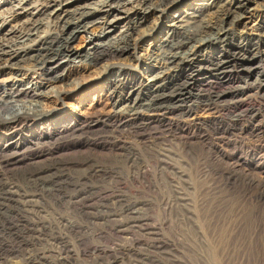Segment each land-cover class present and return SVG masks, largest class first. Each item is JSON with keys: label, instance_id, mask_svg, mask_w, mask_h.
Returning <instances> with one entry per match:
<instances>
[{"label": "rangeland", "instance_id": "1", "mask_svg": "<svg viewBox=\"0 0 264 264\" xmlns=\"http://www.w3.org/2000/svg\"><path fill=\"white\" fill-rule=\"evenodd\" d=\"M105 1L90 0L87 4L98 8ZM131 2L108 18L115 26L111 35H120L134 19L132 15L127 16L136 5L135 1ZM205 2L211 4L213 0ZM260 3L261 0H254L249 4L250 12L234 30L236 39L241 34H255L264 16V6L259 7ZM178 8L171 10L169 18L187 10L183 8L180 13ZM46 17L47 14H35L36 20ZM165 21L147 16L140 30L155 29ZM97 22L90 25L89 33L75 35L70 43L73 50L83 52L87 47L86 38L100 33L103 21ZM158 36L156 33L138 39L134 35L138 40L125 62L140 81L146 82L159 67L147 59L159 44ZM240 65H232L227 71L228 77L242 75ZM78 66L75 71H66L59 81L37 88V92L46 93L45 97L34 101L40 103L42 118L49 117L53 121L49 124H55L60 118L57 115L71 112L82 117L95 100L107 103L102 92L121 68L120 60ZM10 73L0 75V102L10 99L6 95L10 83L30 88L35 84ZM255 77L248 83L254 84ZM230 86L220 88L231 90ZM193 92L204 93L200 86H195ZM80 103L79 110L74 112L73 104ZM248 105L263 110L254 123L247 118ZM215 116L217 121L212 119L200 125L192 137L173 128L167 129L156 121L146 127L133 124L114 130L105 125L85 133L53 135L45 142L49 146L44 144V148L56 151L54 157L93 158L100 161V172L93 176H86L83 171H66L62 176L57 172L39 181L6 180L0 176V254L4 257L7 253L9 264H19L27 252L44 256L45 264H66L60 260V253L66 258L76 255L69 258L70 264H111L115 260L116 264H264V237L260 233L264 224V160L261 169L252 170L256 162L251 160L248 150L261 146L256 144V135L248 133L250 128L239 136L233 131L225 135L229 143L223 150L227 156L237 150L242 152V161L237 165L245 166V171L216 154V150L222 148L219 140L223 139V135L217 134V123L228 124L240 118L247 126L251 123L252 128L258 120L264 122L263 96L254 93L238 110L221 111ZM262 128L260 134H255H264V126ZM32 130L40 134L46 129L36 126ZM204 135L210 139L206 140ZM88 140H98L101 144L85 145ZM210 141L215 144L213 148ZM12 142L24 148L32 145L33 140L23 133ZM102 142H117L119 146L104 148ZM26 143L29 144L24 146ZM42 148L40 145L29 152L41 153ZM22 167L25 165L19 168ZM59 168L63 167L55 166L53 171ZM10 185L24 194L25 200L22 194L14 199L7 197L5 187L8 189ZM27 200L31 203H24ZM129 207L135 208L133 212L127 211ZM32 228L40 230L43 236L37 237ZM120 229L123 231L118 232Z\"/></svg>", "mask_w": 264, "mask_h": 264}, {"label": "bare ground", "instance_id": "2", "mask_svg": "<svg viewBox=\"0 0 264 264\" xmlns=\"http://www.w3.org/2000/svg\"><path fill=\"white\" fill-rule=\"evenodd\" d=\"M88 1L90 0H0V75L9 71L18 79L21 77L28 82H35L31 88L10 83L6 91L10 99L0 102L1 178L39 181L41 178L53 177L57 172L60 176L66 171H83L86 176L100 172V161L93 158L54 157L56 151L44 148L46 140L52 139L53 135L73 131L85 133L105 125L114 130L133 124L146 127L156 121L167 129L173 128L180 134L192 137L200 125L212 119L217 121L216 113L238 110L254 93L261 94L264 99V16L255 28V34H241L237 39L234 37V30L242 23L245 14L250 12L248 6L254 0H213L211 4L206 3V0H106L98 8H92L87 4ZM131 1H135L136 5L129 10L127 16L131 18L132 15L134 19L130 20L127 29L120 35H111L115 26H112L113 21L108 18L121 11L127 3H132ZM177 6L180 13L183 8L187 10L169 18V13ZM258 6H264V0ZM36 13L47 14V17L36 20ZM150 15L159 21L165 19L169 25L159 23L155 29L141 31V24ZM101 19L103 22H100V33L86 38V49L83 52L73 50L70 43L75 35L89 33L90 25L99 23L97 21ZM156 33L159 34V44L147 59L149 63L159 64V67L154 75L143 82L130 71L125 60L128 61L129 51L138 39ZM102 60H120L121 67L102 92L108 99L107 103L101 104L95 100L86 108L82 117H77L72 112L57 115L60 118L54 125L49 124L53 122L49 117L42 118L40 103L34 100L45 97L46 93L37 92L38 87L59 81L66 71H75L80 67L78 65H92ZM237 63L241 64L242 75L228 77V69ZM253 76L257 77L256 81L249 84L248 80ZM226 84L232 86L231 90L220 88ZM195 86H200L205 94L194 93ZM80 106L81 103L73 104L74 112ZM247 109V118L251 123L263 112L256 106L248 105ZM35 122L37 124H33ZM244 123L240 118L228 124L217 123V134L223 135V139L219 140L222 148L217 149L216 154L245 171V166L237 165L242 161L243 153L235 150V153L227 156L223 148L227 147L229 139L224 138L232 131L235 136H239L250 128L248 133L256 135V144L261 146L248 148L252 154L251 160L256 162V166L251 169H261L264 160V134L255 133L263 129L264 122L258 120L252 128L249 127L251 123L248 126ZM36 126L46 130L36 134L32 130ZM54 127L57 129L53 131ZM23 133H27L33 140L32 145L26 146L29 144L26 143L24 148L23 145L12 142L17 136L22 137ZM203 138L210 139L208 135ZM99 143L98 140H88L84 144ZM40 145L44 148L41 153L29 152ZM209 145L214 147L215 144L210 141ZM101 146L111 149L119 144L102 142ZM22 164L25 167L19 168ZM11 166L16 168L9 169ZM55 166L63 168L53 171ZM14 188L11 185L8 189L5 187L7 197L14 199L22 194ZM21 197L25 200L24 194ZM24 203L31 202L27 200ZM134 209L129 207L127 211ZM122 231L120 229L118 232ZM32 232L37 237L43 236L40 230L33 229ZM260 233L264 237V224ZM6 254L4 257L0 254V264H9ZM62 256L60 253V260L70 264L69 258L76 255H68V258ZM22 257L19 264H45L44 256L27 252ZM116 262L117 260L111 264Z\"/></svg>", "mask_w": 264, "mask_h": 264}]
</instances>
